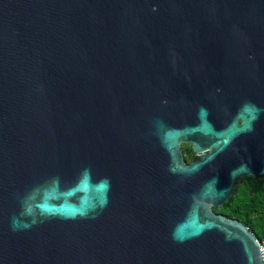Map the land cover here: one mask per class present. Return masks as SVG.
Segmentation results:
<instances>
[{"label":"water","instance_id":"obj_1","mask_svg":"<svg viewBox=\"0 0 264 264\" xmlns=\"http://www.w3.org/2000/svg\"><path fill=\"white\" fill-rule=\"evenodd\" d=\"M247 176L264 0H0V264H263Z\"/></svg>","mask_w":264,"mask_h":264},{"label":"trees","instance_id":"obj_2","mask_svg":"<svg viewBox=\"0 0 264 264\" xmlns=\"http://www.w3.org/2000/svg\"><path fill=\"white\" fill-rule=\"evenodd\" d=\"M252 181L251 178L244 180L240 196H237L234 200L236 211L229 212L227 215L239 217V214H242L244 208L247 213H249L250 208L257 210L259 207L258 199L261 197L263 201V215L260 217L244 219L240 217V220L255 234L258 240H262L264 239V184L262 190H257L260 188L253 186Z\"/></svg>","mask_w":264,"mask_h":264},{"label":"flooded vegetation","instance_id":"obj_3","mask_svg":"<svg viewBox=\"0 0 264 264\" xmlns=\"http://www.w3.org/2000/svg\"><path fill=\"white\" fill-rule=\"evenodd\" d=\"M182 146H181V150L183 152L184 159H185V161L187 163H189L191 161L199 160V158H200L199 154L193 152V150L191 149V146L189 144H184V146H185L184 148ZM247 178H251L253 180L252 181V185L253 186H256V188H260V189H257V190H262L263 189L264 177H261V178H254V177H251V176L243 177L239 181L240 184L236 187V191H235V195L234 196H232L228 201H226L220 208L212 207V210L214 211V213L223 214V215H225L227 217L235 218V219H238V220H240V217L244 219V218L260 217V216L263 215V201H262L261 197H260V199H258L259 207H258L257 210H254V209L250 208L251 210L249 209V213H247L245 211V208H244L242 214L241 213L239 214V217L227 215V213H229V212L236 211L234 200L238 196V194H240V191H241V189L243 187V184H244V180H246Z\"/></svg>","mask_w":264,"mask_h":264},{"label":"built area","instance_id":"obj_4","mask_svg":"<svg viewBox=\"0 0 264 264\" xmlns=\"http://www.w3.org/2000/svg\"><path fill=\"white\" fill-rule=\"evenodd\" d=\"M258 243H259V250H260V256H261V259H262V263L264 264V239L262 240H258Z\"/></svg>","mask_w":264,"mask_h":264},{"label":"rangeland","instance_id":"obj_5","mask_svg":"<svg viewBox=\"0 0 264 264\" xmlns=\"http://www.w3.org/2000/svg\"><path fill=\"white\" fill-rule=\"evenodd\" d=\"M182 147L184 148L185 146L183 145ZM238 196H240V194H238Z\"/></svg>","mask_w":264,"mask_h":264}]
</instances>
